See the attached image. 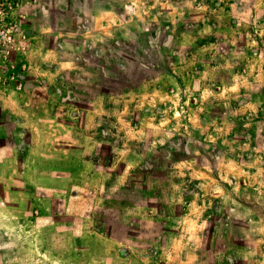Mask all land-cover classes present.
Returning <instances> with one entry per match:
<instances>
[{"label": "rangeland", "instance_id": "374dc122", "mask_svg": "<svg viewBox=\"0 0 264 264\" xmlns=\"http://www.w3.org/2000/svg\"><path fill=\"white\" fill-rule=\"evenodd\" d=\"M47 47L77 63L58 82L28 78ZM242 147H264V0H0V264H257Z\"/></svg>", "mask_w": 264, "mask_h": 264}, {"label": "crops", "instance_id": "0c3cea01", "mask_svg": "<svg viewBox=\"0 0 264 264\" xmlns=\"http://www.w3.org/2000/svg\"><path fill=\"white\" fill-rule=\"evenodd\" d=\"M83 37H85V33ZM87 40H90V37ZM80 43L81 45L84 44V42L82 41ZM76 45L75 48H78ZM62 52L63 50H61V48H51V47H47L46 50H42V51L40 50L39 62L37 63V68H34L32 70L31 69L27 70L29 75L28 78L45 79L46 81H50V82L55 80L58 82L61 73H63L66 70H73L77 65L74 59L72 60L70 58L62 57L61 56ZM46 62L57 63V64L51 65L50 67L49 64H46ZM104 96L106 95L104 94ZM113 97L114 95H112V97L110 96V98L107 100L103 99V102L102 100H100V97L93 99L91 104L87 107V112H86L87 118L90 119L91 121H94L96 120L99 113L117 114L118 116H121L122 113H120V109L113 108V106L110 105L113 100L112 99ZM115 100H122V99H115ZM252 148H253L252 154H248L249 152L246 153L245 147H242V150L238 149L237 152L238 156H236V158L239 164L241 162L243 166L250 165L251 168H249V170H253V174H256L257 176L261 177L260 181H257V183H259L260 189L264 192V147H252ZM231 150L232 149L228 147L226 151L230 154L231 152H233ZM242 155L244 156L247 155V156L244 158L241 157ZM227 159H230V157L228 156ZM253 167H256L257 170H254ZM246 171L248 172V170ZM227 197H229V195H225V198ZM257 264H264V260H259Z\"/></svg>", "mask_w": 264, "mask_h": 264}, {"label": "trees", "instance_id": "16d2710c", "mask_svg": "<svg viewBox=\"0 0 264 264\" xmlns=\"http://www.w3.org/2000/svg\"><path fill=\"white\" fill-rule=\"evenodd\" d=\"M131 87H125V89H130ZM122 190H125V187H122L121 188ZM134 198L133 196V191L131 190V192H125L123 193L120 197L117 196V195H114L113 199L111 200V203H114V202H121L123 204H126V203H131L132 199Z\"/></svg>", "mask_w": 264, "mask_h": 264}, {"label": "built area", "instance_id": "2783aa9c", "mask_svg": "<svg viewBox=\"0 0 264 264\" xmlns=\"http://www.w3.org/2000/svg\"><path fill=\"white\" fill-rule=\"evenodd\" d=\"M23 85H24V83H20V85H19V86L21 87V86H23Z\"/></svg>", "mask_w": 264, "mask_h": 264}, {"label": "water", "instance_id": "95a60500", "mask_svg": "<svg viewBox=\"0 0 264 264\" xmlns=\"http://www.w3.org/2000/svg\"><path fill=\"white\" fill-rule=\"evenodd\" d=\"M131 8H133L132 6H130Z\"/></svg>", "mask_w": 264, "mask_h": 264}]
</instances>
